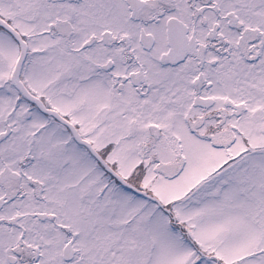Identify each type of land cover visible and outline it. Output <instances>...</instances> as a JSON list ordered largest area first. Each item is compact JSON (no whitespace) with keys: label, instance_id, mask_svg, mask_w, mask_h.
<instances>
[{"label":"snow or ice","instance_id":"obj_1","mask_svg":"<svg viewBox=\"0 0 264 264\" xmlns=\"http://www.w3.org/2000/svg\"><path fill=\"white\" fill-rule=\"evenodd\" d=\"M0 264H264V0H0Z\"/></svg>","mask_w":264,"mask_h":264}]
</instances>
